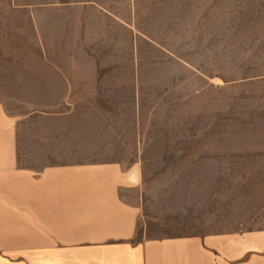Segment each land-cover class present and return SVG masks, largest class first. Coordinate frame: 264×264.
<instances>
[{"label": "crops", "instance_id": "crops-1", "mask_svg": "<svg viewBox=\"0 0 264 264\" xmlns=\"http://www.w3.org/2000/svg\"><path fill=\"white\" fill-rule=\"evenodd\" d=\"M0 264H264V0H0Z\"/></svg>", "mask_w": 264, "mask_h": 264}]
</instances>
